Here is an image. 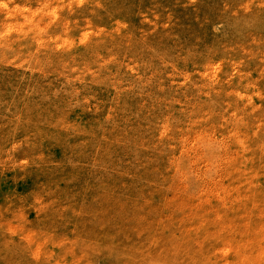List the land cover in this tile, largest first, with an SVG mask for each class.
Here are the masks:
<instances>
[{"label": "rangeland", "instance_id": "rangeland-1", "mask_svg": "<svg viewBox=\"0 0 264 264\" xmlns=\"http://www.w3.org/2000/svg\"><path fill=\"white\" fill-rule=\"evenodd\" d=\"M0 264H264V0H0Z\"/></svg>", "mask_w": 264, "mask_h": 264}]
</instances>
